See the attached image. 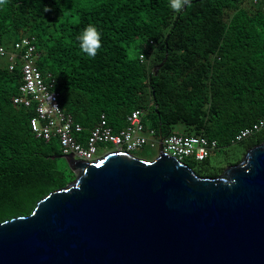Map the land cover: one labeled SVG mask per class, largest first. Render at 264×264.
<instances>
[{"label":"trees","instance_id":"1","mask_svg":"<svg viewBox=\"0 0 264 264\" xmlns=\"http://www.w3.org/2000/svg\"><path fill=\"white\" fill-rule=\"evenodd\" d=\"M89 24L101 33L94 58L78 40ZM25 37L35 39L37 67L55 82L61 110L82 126L83 143L102 115L118 133L137 109L159 138L181 126L218 149L241 145L245 154L264 142L263 129L232 143L264 119V0H192L179 12L170 0H7L0 45L11 49ZM21 81V63L10 70L0 58V223L29 215L76 177L56 158L59 141L33 134L35 108L14 105ZM184 162L193 169L194 160Z\"/></svg>","mask_w":264,"mask_h":264},{"label":"water","instance_id":"2","mask_svg":"<svg viewBox=\"0 0 264 264\" xmlns=\"http://www.w3.org/2000/svg\"><path fill=\"white\" fill-rule=\"evenodd\" d=\"M56 158L75 180L0 223V264H264V142L214 178L162 144Z\"/></svg>","mask_w":264,"mask_h":264},{"label":"built area","instance_id":"3","mask_svg":"<svg viewBox=\"0 0 264 264\" xmlns=\"http://www.w3.org/2000/svg\"><path fill=\"white\" fill-rule=\"evenodd\" d=\"M34 42L33 37H25L11 49L0 45V58L8 60L10 70H13L17 63H21L22 81L19 95L14 98L13 103L16 106L35 108L36 115L30 122L33 134L45 142L57 139L63 155L73 154L78 160L93 162L101 155L114 151L132 154L150 147L157 148L159 152V146L162 144L165 153L182 161L194 158L197 162H203L218 149L216 141H209L203 136L175 132L159 138L154 129L144 125V111L140 109L128 116L126 127L118 133L113 131L105 115H102L83 143L78 138L82 134V126L61 110L60 95L54 89L55 82L50 75L45 77L37 67L38 53ZM263 129L264 119H261L251 127L242 129L232 143L243 142Z\"/></svg>","mask_w":264,"mask_h":264},{"label":"rangeland","instance_id":"4","mask_svg":"<svg viewBox=\"0 0 264 264\" xmlns=\"http://www.w3.org/2000/svg\"><path fill=\"white\" fill-rule=\"evenodd\" d=\"M174 132L185 134V132H183V127L181 126L175 127ZM242 151H243V147L241 145H234L232 147H226V148L215 150L211 154L208 161L205 163L196 162L194 158H191L190 160H184V161L189 162V161L194 160V163L192 164L193 170L197 174H200L202 177H204L203 175H205V173L217 171L220 167H224L226 169L228 167V165L226 164L229 162V160L235 161L236 159L240 157H244L245 154L244 152L242 153ZM132 154L143 160H153L158 155V149L145 147L143 149L135 151ZM102 156L104 155H101L99 158H101ZM61 160H63L66 163L64 159H61Z\"/></svg>","mask_w":264,"mask_h":264},{"label":"clouds","instance_id":"5","mask_svg":"<svg viewBox=\"0 0 264 264\" xmlns=\"http://www.w3.org/2000/svg\"><path fill=\"white\" fill-rule=\"evenodd\" d=\"M7 4V0H0V6ZM184 6L191 7L192 0H170V7L173 11L179 12ZM47 11V9H45ZM82 52L89 57H95L102 47L101 33L95 25L89 24L78 37ZM144 57L142 56L141 59Z\"/></svg>","mask_w":264,"mask_h":264}]
</instances>
